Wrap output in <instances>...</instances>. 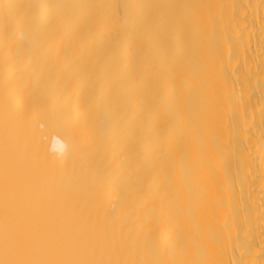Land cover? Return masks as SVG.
I'll return each mask as SVG.
<instances>
[{
	"label": "bare ground",
	"instance_id": "obj_1",
	"mask_svg": "<svg viewBox=\"0 0 264 264\" xmlns=\"http://www.w3.org/2000/svg\"><path fill=\"white\" fill-rule=\"evenodd\" d=\"M0 264H264V0H0Z\"/></svg>",
	"mask_w": 264,
	"mask_h": 264
}]
</instances>
